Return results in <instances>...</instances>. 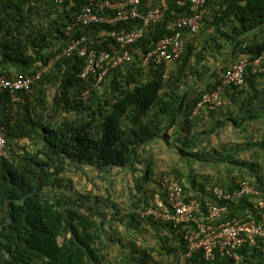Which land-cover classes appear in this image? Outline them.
Listing matches in <instances>:
<instances>
[{"label":"trees","instance_id":"trees-1","mask_svg":"<svg viewBox=\"0 0 264 264\" xmlns=\"http://www.w3.org/2000/svg\"><path fill=\"white\" fill-rule=\"evenodd\" d=\"M99 1L105 0H64L58 7L0 0V77L40 74L18 102L0 92L9 147L8 158H0V264H176L185 251L181 228L141 217L156 195L163 197V176L178 179L185 199L202 206L211 198L208 188L231 192L238 181L258 191L254 206L264 204V72L250 73L264 52V0H207L200 31L186 34L181 58L143 68V54L174 33V19L190 15L177 0H144V10L162 6L163 19L132 47L131 63L95 85L79 77L85 58L65 50L84 36L89 49L111 51L105 33L138 27L135 21L91 25L66 36L75 16ZM242 59L243 86L222 85L226 69ZM192 80L202 85L191 87ZM218 87L220 105L195 111L201 96ZM211 137L219 145L206 150ZM152 150L172 156L155 176ZM196 163H213L216 177L202 166L195 170ZM90 175L102 182L98 192L83 182ZM214 204L227 206L228 217H258L245 199ZM237 253L235 262L218 250L209 260L197 251L191 262L264 264L262 242Z\"/></svg>","mask_w":264,"mask_h":264},{"label":"built area","instance_id":"built-area-1","mask_svg":"<svg viewBox=\"0 0 264 264\" xmlns=\"http://www.w3.org/2000/svg\"><path fill=\"white\" fill-rule=\"evenodd\" d=\"M48 1L58 7L64 3V0ZM143 1H99L76 15L72 23L65 28V35L68 36L78 27L115 26L118 23L138 22L137 28L112 29L105 33L114 42V48L111 51L89 49L88 39L84 36L71 44L65 52L68 54L76 50L78 56L86 60L79 75L81 79L91 77L95 85H99L110 71L131 63L134 53L132 47L144 37L149 27L159 23L165 15L162 6L144 10ZM206 1H176L179 7H187L190 15L174 19V33L160 38L143 54L141 62L143 68L162 66L181 58L186 50V34L194 35L200 31ZM247 67L248 63L245 59L230 65L222 76V85L243 86ZM262 72H264V52L251 64L250 68L251 74ZM39 79L40 74L34 77L24 74H18L14 78L1 76L0 92H7L12 101L18 102L20 96L28 92L33 83ZM220 88L204 93L195 111L202 106H206L209 110L217 108L221 103ZM84 96L86 97V94ZM8 150L6 132L0 125V158H8ZM159 186L163 197L156 195L153 204L141 213V217L150 218L156 223L168 224L173 228H181L185 251L179 253L176 264H192V256L197 251H202L206 259H212L215 250H218L221 257L227 256L238 262L237 251L241 247L253 248L257 242L264 243V204L259 202L254 206V197L258 195V191L248 182L238 181L231 192L218 187L208 188L207 192L211 198L205 201L204 206L194 198L186 200L182 186L174 176H163ZM238 199H245L252 204L253 210L258 211L256 221H254L253 213H250L249 219L228 217L227 206L214 204V200L231 203Z\"/></svg>","mask_w":264,"mask_h":264},{"label":"rangeland","instance_id":"rangeland-1","mask_svg":"<svg viewBox=\"0 0 264 264\" xmlns=\"http://www.w3.org/2000/svg\"><path fill=\"white\" fill-rule=\"evenodd\" d=\"M186 114H187L186 112H183V116L187 118V115ZM175 120H176V124H179L180 125V123H179L180 122L179 115H176V119ZM177 130H180V129H177ZM212 139H214V137H211V141L209 139V140H207L205 142V144H207L206 150H211L212 147H215V146L219 145L218 143L222 139H223V141H227L229 139V136H223V138L220 137L219 138L220 140L219 139H216V140L213 141ZM149 152H151L152 155L151 156H148V159H150V160L153 159V162H154V168H153V171L151 173L152 176L153 175L155 176L156 173H158L159 170L160 171L161 170H166V169H168V167L170 165H172V160H171L172 156L166 154L165 152H163V153H157L154 150L149 151ZM209 161L210 162H213V160H210V159L208 160V162ZM212 165H213V163H204V164L203 163H196L193 166H194L195 170H197L199 168V166H202V167H204V170H202L204 173H209V174H212L213 177H216V175H214L215 168H213ZM217 169L219 171H222L224 173V169L222 167H218ZM72 178H73V182H75V184H78V178L75 177V176H72ZM83 182H85V183L90 182L89 183V186H92V188L94 189L95 192H98V189L96 188V186L97 185L98 186H101V184H102L101 181H99L98 179L95 178V175H90L89 179H87V180H85ZM83 182H82V185H83ZM80 185H81V183H80ZM80 185H75V186H79L78 188H80L81 187Z\"/></svg>","mask_w":264,"mask_h":264},{"label":"crops","instance_id":"crops-1","mask_svg":"<svg viewBox=\"0 0 264 264\" xmlns=\"http://www.w3.org/2000/svg\"><path fill=\"white\" fill-rule=\"evenodd\" d=\"M220 61V58H216L215 59V61H212L211 62V65H212V68H216L218 65H219V63H217V62H219ZM190 85H191V87H196V86H198V85H202V83H198V82H195L194 80H192L191 81V83H190ZM195 89H197V88H194V89H191L190 90V92H189V96H192V92H193V90H195ZM148 230H149V232H151V233H154L155 231H154V229L151 227H149L148 226ZM160 234L162 235V236H164V235H167L168 234V232L165 230V229H160ZM175 264V263H174Z\"/></svg>","mask_w":264,"mask_h":264}]
</instances>
